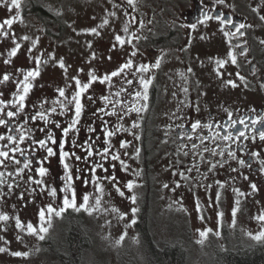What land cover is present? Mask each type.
Instances as JSON below:
<instances>
[{
	"label": "flooded vegetation",
	"instance_id": "1",
	"mask_svg": "<svg viewBox=\"0 0 264 264\" xmlns=\"http://www.w3.org/2000/svg\"><path fill=\"white\" fill-rule=\"evenodd\" d=\"M33 1L35 0H23L21 9L22 17L28 14L32 15L31 4ZM109 1H113L116 5H119L118 10L120 15L125 17L129 28H132L128 33H122L120 35L124 36L125 39L133 33L141 37L139 40H133L132 44L126 43L122 47L124 53L120 56L121 62H124L123 60H127L130 57V59L133 60V67L136 69L140 64H153L155 59L161 55L162 50L164 55L159 68H153L150 72L144 74L146 77L153 76L154 80L149 88V107L147 111L139 114V117H142V119H139L134 112L130 115L123 116V111L120 110L119 105H117L118 115L105 116L102 113H96L95 116L93 115L97 108L104 107V101L101 100L100 97L102 95L111 96L112 93L118 91L121 87L128 89V91L121 93L120 99L129 103L133 101V97L130 94L139 90L138 77L140 73L132 75V73L135 72V70H132L125 75L121 82V86L117 88L109 87L107 84H101L99 81L93 84L92 88H90L89 92L84 96V98H86L91 95L95 101L92 104L94 105L91 110L92 112L86 114L89 117L88 124H79L78 127L80 131L75 133L74 137L73 134H69V140L75 138L80 144L89 139L97 141V138H99L96 142V149L100 150L105 146L103 121H108L107 127L112 130L120 124H123L125 128H130L133 120H139L140 127L132 130L140 136L139 140L134 139L130 133L123 131L118 132L115 136L110 138L112 144L111 152L120 153L121 159L128 165L127 170L120 165L119 161H112L110 157L108 160L102 161L99 156L89 158L88 161L74 160V168L76 169L78 167L81 170V174L84 177H88L90 175L88 168L90 167L89 165H92L93 161L103 163L104 169H107V171L104 169H97L96 174L101 177L114 175L116 177V185L124 191L131 204L133 203L129 197L135 194L137 200L133 206L138 208L137 212H150L149 201L153 198L155 187L154 170L161 162H168L171 165L169 176H171L173 172L178 173L179 171H184L192 167L193 164H196L200 171L196 172L193 170L191 173L185 172V175L189 177L191 175V178L194 177L193 181L195 183L198 182L197 187L199 190L196 189L199 191L198 194H203L206 190V192L210 191L216 193L217 185L215 181L217 180L225 183V187L221 189V191H223L224 196L229 194L231 200L233 198V188H239L242 191L251 190L250 184L252 183L257 185L259 191L264 192V173L259 172V160L264 159V141H260L258 138L255 142L241 139L238 143L232 144V148L237 152V156L244 158L247 164H251L250 168L247 166L241 167L236 161L230 160L224 167L221 168L218 166L213 172L209 173L207 171L208 165L206 161H215L222 158L218 156L211 157L208 153H205V162H201L200 158L194 154V150L191 149V143L196 142L199 144V140L195 139V136L193 141H188L186 138L180 139L178 137V133L181 131H190V124L196 119H200L203 123L208 121H219L221 124L226 123L228 116L225 109L233 113V119H239L245 115H254L250 111L252 108L256 109L255 114L264 113V88L260 87V85L264 83V44L260 43L261 40H264V35L254 33L251 27L244 29L245 36L234 39L233 42L244 46V41H247L246 46L249 49L248 54L246 56H239V49H237L238 64L226 65L225 68L221 70L224 72V76L218 77L215 73L216 66L213 61L217 57L224 58L227 52V44L223 38L222 32L219 30V22L212 20L206 25H197L195 30L180 27L181 24L187 25L196 23L200 16V0H137L135 11L127 5V0ZM35 2L42 8L47 9L42 3ZM205 3L212 9L213 15L223 12L226 17L230 16L235 22L260 26L261 29L264 27V21L260 20V16L264 15V0H225L224 5H214V0H205ZM253 9H256V11H253ZM216 10H219V13H215ZM125 11H127L129 15H125ZM13 14L14 13L11 15ZM34 15L39 20H42L39 14L34 13ZM133 16L136 17L135 23H133L131 19ZM141 20H143L145 24L143 29H141L139 25V21ZM56 27L60 28V25ZM4 30L9 31L10 29L6 27ZM226 30L234 29L230 25ZM44 34V27H42L40 36H44ZM56 36L57 34H55L52 39H56ZM201 37L204 38L202 39ZM191 51L197 52L200 54V56L197 57L203 59V66L201 65L203 69V93L202 90H200L202 84L197 80L198 77L195 75L192 67L193 60L190 55ZM133 52L136 53L135 56L132 55ZM106 57L108 56L105 55L101 62H104ZM210 58L212 59L210 60ZM34 63L35 62L32 61L29 68L35 67ZM253 67L256 69L255 73L252 72ZM189 68L192 69L191 72H188ZM236 72H240L246 80L240 81L235 76ZM16 73L17 74L14 76L12 75L13 79L10 82L0 84V93H3L0 99L5 97L8 99L12 98V93L15 91L16 78L19 77V73L17 71ZM229 73L232 75L229 76ZM176 74H178L180 82L175 80ZM85 78L87 79V77ZM130 78L134 79L131 85L125 82ZM206 79L207 82H205ZM227 79L235 80L238 87L232 88L226 85L224 81ZM84 82H87V80ZM113 83H118V81H113L112 84ZM214 83L229 89L231 91L230 94H218L220 90L215 88ZM245 83L247 87H245ZM33 84L34 87L29 93L26 101L27 111L25 115L28 116L37 110L42 101L35 96L41 94L43 100H48L50 104L51 101L55 100L58 96L57 89L66 87L61 79L58 80L54 88L42 87V83L37 78ZM71 85V89H66L69 95L74 90V83ZM184 87L188 88L187 93L182 91ZM47 91H51V96L48 95ZM173 93H175V95H173ZM112 99L114 100L116 97L112 96ZM47 106L48 105H46V107ZM197 107H199V111L196 110ZM105 110L111 111V106ZM118 116H123V119H119ZM51 118L52 120H59L62 125L66 126L70 114L67 116H60L58 109L57 113L53 114ZM14 119H16L18 123H23L20 117ZM179 124H184L185 128H179ZM33 125L38 129L43 126V121H30L28 126L32 127ZM89 125L96 129L95 133L88 132ZM168 125H172V128L169 129L167 127ZM49 127L52 128L58 139L61 138L62 133L60 129H55L52 125H49ZM241 127L242 126L238 124L236 129L231 130L235 132ZM259 127L260 125H257V128ZM221 131L224 132L227 131V129L221 128ZM165 132L168 133L167 136H165ZM203 132L204 134H208L207 129H204ZM0 134H8L3 126H0ZM35 135L43 138V134L38 130L35 131ZM124 140L130 141L131 143L126 149H121L119 144ZM164 141H167V143ZM3 143H5V141H0V145ZM183 143L188 144V147L185 148L184 151H188L189 156H184L183 152L177 153V148ZM219 143L222 144L223 142ZM205 144L209 148L215 146L211 140L206 141ZM21 147H27V144H22ZM136 148H140L138 158L134 155ZM241 148H243L244 151L241 152ZM65 149L68 151H75L78 155H84V152L80 148L72 146L71 143L66 144ZM195 151H200V149ZM252 151L260 152L261 156L259 158L251 157L249 153ZM124 152H127L128 155L125 156L123 154ZM42 154V151H37L35 154L34 166H38L37 162L40 160ZM16 155L18 159L23 161V157H20L19 154ZM177 161H179V163ZM113 165H115V167H113ZM44 166L49 169L48 176L52 186L62 189L63 182L61 177L63 176V171L60 166L59 156L57 155L49 158L48 161H45ZM232 168H237L238 171L232 172ZM14 169V165H11L8 170L4 167H0V171H5L6 173L14 172ZM75 169L74 175L77 174ZM138 171L140 172L139 176L135 175ZM27 174L35 176L34 172L28 173L26 170V175ZM26 175L19 177L20 180L15 178V175L8 177L7 182L13 183L14 187L10 191L6 185H0V193H2V196L10 195V197H12L14 195L13 190H15V183L19 181V187L23 188L22 193H27L26 198L29 199L33 196V203L39 200L40 188L35 184L26 183ZM205 175L207 179L204 178ZM174 176L176 177V175ZM244 176H248V180H245ZM198 177L201 178L198 179ZM129 180L135 181L137 185L132 191L124 187ZM209 184H211L212 187L207 189L206 186ZM106 185L112 187L111 183H106ZM89 186H91V183L83 184L80 180L75 181L78 202ZM32 188H35L36 191L32 192ZM62 194L63 192H58V197ZM204 197H206V195H204ZM11 199L9 198V201ZM216 206L218 208V204ZM71 211L76 212L72 209ZM219 212L224 211L220 209Z\"/></svg>",
	"mask_w": 264,
	"mask_h": 264
},
{
	"label": "rangeland",
	"instance_id": "2",
	"mask_svg": "<svg viewBox=\"0 0 264 264\" xmlns=\"http://www.w3.org/2000/svg\"><path fill=\"white\" fill-rule=\"evenodd\" d=\"M35 1L42 3L49 12L61 18L64 32L62 34L60 28L52 27L53 33L45 31L44 36H40L44 23L33 12L32 15H24L22 20L14 22L13 27L8 31L10 33L8 37L0 35V79L5 73L14 76L17 74V69H28L31 62L34 61V56H40L42 61H46V63H41V75L37 77L42 83L41 86L53 88L59 79L65 86L71 85L74 83L71 79L73 76H77L84 82L87 80L85 77L88 72L93 70L98 76H103L116 70L130 59L127 57V60L121 62L120 56L124 52L114 40L115 34L124 33L123 28L125 25L128 26L125 17L120 15L118 7L113 6L116 5L115 2L109 0ZM111 12H115L116 15L109 16ZM11 14L6 7L0 5V23L9 18ZM104 18L109 19V24L98 28L99 36L83 31L86 28L97 27ZM251 28L254 33L264 35V27L261 29L260 26L252 25ZM131 29L129 28V31ZM56 31L60 34L56 36V39H52ZM24 36H28L29 39L24 40ZM37 38L38 42L35 47H32V41ZM89 41L92 44L91 48L88 47ZM17 43L21 46L20 50L15 57H9L8 52ZM113 44H116L115 48H113ZM29 48H31V52L28 51ZM92 53H95L94 59ZM105 55L108 57L104 62H101ZM190 55L193 60V70L198 77L197 80L202 84L200 90L203 93V69L201 68L203 59L197 57L200 56L197 52L191 51ZM6 59H10L12 62L5 64ZM60 59L65 62L66 73L59 67ZM132 70L135 68L125 71L129 73ZM122 75L113 77L112 82L118 81V83H113L111 87L121 86L125 77ZM130 79L134 81V79ZM175 80L180 82L178 74H176ZM214 86L220 90L218 94H230L231 92L224 86H218L217 83H214ZM47 93L51 96V91H47ZM35 97L43 100L41 94ZM83 103L85 111L80 124L87 125L89 117L86 114L92 112L94 105L87 100V97L83 99ZM69 163L73 167L74 173V160H70ZM10 166L8 165L6 170ZM60 166L64 174L61 163ZM170 168L171 165L168 162H161L156 166L153 198L149 201L150 212H146L147 227L152 238L158 244L179 241L187 248L188 264H214V255L217 250L256 242L247 233L251 232L254 235L262 227L254 217L259 215L261 209H264L263 191L241 190L246 194L241 197H237L233 192L231 200L230 195L224 196L223 191L217 186L216 190L221 192V199L217 202L216 193L206 192V190L203 194H198V182L195 183L194 177L191 178V175L188 180L182 179L178 175L176 177L173 174L169 176ZM15 178L19 179L16 176ZM50 181L47 175L45 182L52 186ZM18 182L15 183L12 197L0 195V211H6L13 217L19 215L25 223L29 222V218L31 222L38 223L40 207L47 203H53L55 207L60 206L64 193L53 200L47 196L46 192H40V199L36 201L39 204H37L33 203V196L29 199L26 198V192L23 199L21 198L20 194L23 188L19 187ZM105 182L110 183L107 180L103 182L105 191L99 210L94 211L91 215L83 210L77 212L79 223L87 234L86 243L81 251L80 264H124L123 257L125 255L127 258L132 257L143 264L145 256L141 236L136 224L132 223L133 220L136 222L139 212L133 214L131 209L134 206L126 194L120 196L114 187L106 185ZM165 183L169 185L168 188L163 187ZM177 183H179V187H176ZM86 192L94 194V185L91 184ZM9 198L12 199L9 201ZM81 198L82 196L80 200ZM237 199L240 200V204L234 218L232 208L237 206L235 203ZM91 202L94 203V200ZM197 202L200 204L199 210L196 207ZM114 208L119 211H113ZM220 209L224 211L222 212L223 216L217 215L220 213ZM122 213L125 214L123 219L120 218ZM65 223L64 214L62 217H53L52 228L46 234V239L40 242L37 237L15 229L14 220L6 225L4 222H0V229L7 228V231L0 230V236L9 241L5 245L4 241L0 240V246L9 248V252L0 253V264H62L58 254L66 253L68 250L66 242L68 224ZM205 229H212V231L203 238V243H198L201 240L199 232ZM216 232H219L220 235L217 236ZM18 234L23 236L22 241L16 240ZM121 235H124V239L117 244L116 241ZM11 251H28L30 255L28 257H13L10 254Z\"/></svg>",
	"mask_w": 264,
	"mask_h": 264
},
{
	"label": "snow or ice",
	"instance_id": "3",
	"mask_svg": "<svg viewBox=\"0 0 264 264\" xmlns=\"http://www.w3.org/2000/svg\"><path fill=\"white\" fill-rule=\"evenodd\" d=\"M201 9L200 16L197 19L196 23H190L187 25L181 24L180 27H186L192 30L197 28V25H206L209 21L215 20L219 22V30L223 34V38L227 44V52L224 58H215V73L218 77H223L224 72L221 71L225 68L226 65H237L238 64V54L237 49H239V56H246L248 54L249 49L246 44L247 41H244V46L239 43H234V39H239L245 36V32L243 31L246 28L252 27L250 24L246 23H238L233 20L230 16L226 17L223 12H220L217 15L212 14V9L208 7L205 3V0H200ZM23 0H0V5H3L7 8L9 13H14L9 18L3 20L0 23V35L8 37L10 33L5 31L4 29L7 27L11 29L14 25V22L18 20H22L21 9H22ZM225 0H214V5H224ZM127 5L132 8L133 11L136 10L137 0H127ZM114 7H119V5H113ZM256 11V9H253ZM59 15V13H57ZM115 12L109 13V16H115ZM125 15H129L127 11H125ZM132 22H136V17L133 16ZM260 20L264 21V15L260 16ZM109 24V19L104 18L102 23L97 27L86 28L83 31L87 33H91L93 35L99 36L100 32L98 28H103L105 25ZM140 28L143 29L145 27L144 21H139ZM232 26L234 30H226L228 26ZM124 33L129 32V28L127 25L123 28ZM202 39L204 37H201ZM24 40H28V36L23 37ZM115 41L123 47L126 43L132 44L133 40H139L141 37L136 34H131L125 39L124 36L120 34H116L114 37ZM38 42V38L32 41V47H35ZM261 44H264V40L260 41ZM113 48L116 47V44L112 45ZM20 44H15L14 47L8 52L9 57H15L20 50ZM88 47L91 48V41L88 42ZM186 50V49H185ZM31 52V48L28 49ZM133 56L136 55L135 52L132 53ZM163 50L161 51V55L155 59L153 64H140L136 67L135 72L140 73L138 77L139 81V90L131 93L133 97V101L131 103L120 99L121 93L127 92L128 89L121 87L118 91L114 92L110 95H102L100 97L101 100L104 101V107L97 108L93 115L96 113H102L105 116L118 115L117 105L120 106V110L123 111V116L130 115L131 113H136L139 117V114L147 111L149 105V88L153 84L154 77L148 76L146 77L144 74L150 72L153 68H159L161 65V61L163 59ZM92 58H95V53H92ZM35 61V67L28 69H17L16 71L19 73V78H16L15 83V91L12 93V98L8 99L7 97L0 99V126H3L7 130V135L0 134V141H5L2 145H0V167H4L5 169L9 164L15 166L14 172H5L0 171V185H6L7 188L11 191L14 187L13 183H8L7 178L16 176L23 177L26 175V170L28 173H35L34 175L27 174L26 175V183L35 184L41 190V192H46L47 196L53 198L55 200L58 197V192H63V198L60 206L55 207L53 203H47L45 206L40 207L38 210V223L34 224L29 221L27 223L23 222L19 215L10 216L6 211H0V222H4L6 225L11 220H14L15 229H18L21 233H27L30 236L37 237L40 241L46 239V234L49 233V230L52 228L53 217H62L63 214L68 210L72 209L76 212H80L83 210L84 212L89 213L90 215L94 211H98L101 205V201L104 195V181L107 180L111 183L112 187L115 188L116 192L119 193L120 196H124V191L121 190L120 187L116 185V177L112 176H98L96 174L97 169H104V164L99 162H92V166L88 168V172L90 175L88 177H84L81 174V170L77 167L75 169L76 175L73 173V167L70 165V160L75 161H88L89 158H93L95 156H99L100 159L108 160L109 157L112 161H119L120 165L127 170L128 165L126 162L121 159V155L119 152L112 153L111 148L112 144L110 142V138L115 136L118 132H128L130 133L134 139L139 140L140 136L137 135L133 129H138L140 127L139 120H133L130 128H125L123 124H120L115 129L110 130L107 127L108 121H103V137H104V145L100 150L96 149V142L91 139L84 141L82 144L78 143L75 138L69 140V134L78 133L80 131L78 125L81 122V117L85 111V104L83 103V98L86 93L89 92L90 88H92L93 84L97 81L101 84H107L109 87L112 86L113 77L121 76L122 74L126 75L125 70H130L133 68V60L128 59L125 63L121 64L119 68L110 73H106L103 76H98L95 71H89L87 74V82L81 81L77 76H73L71 79L74 81V90L69 95L67 92V88H71L72 85H67L66 87H60L57 89L58 96L55 100L51 101L49 104L48 100H42L37 110L31 114L30 116L25 115L27 111L26 101L28 99L29 93L34 87L33 82L37 77L41 75L40 65L41 63H46V61H42L40 56L33 57ZM110 59V57H109ZM212 58H210L211 60ZM12 61L10 59H6L4 61L5 64H9ZM251 63V62H249ZM59 67L64 69L65 73L67 72V67L63 59L59 60ZM83 71V69H80ZM192 69L189 68L188 72H191ZM256 69L253 67L252 72L255 73ZM229 76L232 74L229 73ZM235 76L240 81H245L246 78L240 74V72H236ZM13 79L12 75L9 73H5L0 79V84H5L6 82H10ZM127 84L131 85L133 80L128 79L125 81ZM224 83L232 88L238 87L237 83L233 79H227ZM245 87L247 84L245 83ZM261 88H264V83L260 85ZM182 91L187 93L188 88H182ZM3 93H0L2 96ZM175 95V93H173ZM112 96L116 97V99H112ZM87 100L90 103H94V99L91 95L87 96ZM46 105H48L46 107ZM111 106V111H106L105 109ZM59 109L60 116H67L70 114V118L65 125H62L59 120H52V115L57 113ZM199 111V107L196 109ZM251 113L254 115L242 116L239 119H233V113L225 109L227 112L228 120L226 123L221 124L219 121H208L203 123L200 119H196L194 122L190 124V131H181L178 133V137L180 139H187L188 141H193L194 136L195 139L199 140V144L196 142L191 143V149L194 150V154L200 158L201 162H205L204 154L208 153L211 157H220L222 159L207 160L206 163L208 165L207 171L209 173L213 172L218 166L224 167L225 164H228L230 160L236 161L241 167H251V164H247L244 158H240L237 156V152L233 150L232 144H236L241 139L243 140H251L255 142L257 138L260 141H264V113L255 114L256 109L252 108ZM123 116H118L119 119H123ZM20 117L23 120V123H18L16 121L17 118ZM102 119V117H101ZM142 119V117H139ZM30 121H43V126L36 129L35 125L29 127ZM241 125L242 127L237 131H232L231 129H236L237 125ZM49 125L54 126L55 129H60L62 136L61 138H57L55 132ZM257 125H260L257 128ZM169 129L172 128V125L167 126ZM179 128L184 129V124H179ZM221 128L227 129V131L222 132ZM207 129L208 134H204L203 130ZM39 131L43 134V138L36 136L35 131ZM96 129L89 125L88 132L95 133ZM250 133V135H249ZM168 133L165 132V136ZM211 140L215 146L209 148L205 142ZM167 143V141H164ZM219 142H223L222 144ZM231 142V143H229ZM71 143L72 146L76 148H80L84 155H78L75 151H68L65 149L66 144ZM130 141H121L119 147L121 149H126L130 145ZM22 144H27V147H21ZM188 147V144L183 143L177 148V153L183 152L184 156H189L188 151H184L185 148ZM200 149V151H195ZM30 150V151H29ZM37 151H42V155L40 160L37 162L38 166H34L35 154ZM240 151H244L243 148ZM19 154L20 157H23V161L17 158ZM125 156L128 155L127 152L123 153ZM140 154V148L135 149L134 155L138 158ZM59 156V162L63 166L64 174L61 177L63 182V188L59 189L58 187L51 186L45 182V178L49 173V169L44 166L45 161H48L49 158ZM251 157L259 158L261 153L258 151H252L249 153ZM226 157V158H225ZM179 163V161H177ZM259 172L264 173V159L259 160ZM22 165V166H21ZM115 167V165H113ZM107 171V169H104ZM193 170L199 172L200 169L196 164H193L192 167L187 168L184 171L173 172V175H179L182 179L188 180L190 177L185 175V172L191 173ZM232 172H237V168H232ZM135 175L139 176L140 172H136ZM38 177V178H37ZM207 179V176L204 177ZM245 180H248V176H244ZM80 180L83 184H93L94 185V194L84 192L81 200L78 202L77 197V189L75 187V181ZM218 188L223 189L225 187V183L219 180L215 181ZM179 183L176 184V187H179ZM129 191H132L135 187H137L135 181L129 180L125 185ZM164 188H168L169 185L165 183L163 185ZM212 187L211 184L207 185L206 188L210 189ZM250 188L252 192L258 191L257 185L255 183L250 184ZM32 192H35L36 189L32 188ZM232 191L237 195V197L245 196L246 194L242 192L239 188H233ZM2 195V193H0ZM21 198L23 199L24 193H21ZM129 199L133 204L136 203L137 196L135 194L131 195ZM221 199V192H216V201L219 202ZM94 200V203L91 201ZM236 207L232 208V216L235 218L238 210L240 200H236ZM197 210L200 209V204L197 202ZM113 211H119L118 209H112ZM132 213L135 214L138 211V208L133 207L131 209ZM125 214H121L120 218L123 219ZM218 216H223V213L220 212L217 214ZM203 219V216H201ZM255 220L259 221L262 225L261 229L253 233H247L254 241L264 244V209H261L259 215L254 217ZM235 223V220L233 221ZM135 223V220L132 221ZM0 230L7 231V228L4 227ZM212 229H205L199 232L201 240L198 243H203V238L207 237L208 233H210ZM216 235L219 236L220 233L216 232ZM124 235H121L119 239L116 241L117 244L123 241ZM0 240L4 241V244L7 245L9 241L5 240L3 236H0ZM17 241H22L23 236L17 235ZM39 251V249H36ZM9 252V248L5 246H0V253ZM11 256L13 257H28L30 253L28 251H11Z\"/></svg>",
	"mask_w": 264,
	"mask_h": 264
},
{
	"label": "trees",
	"instance_id": "4",
	"mask_svg": "<svg viewBox=\"0 0 264 264\" xmlns=\"http://www.w3.org/2000/svg\"><path fill=\"white\" fill-rule=\"evenodd\" d=\"M31 12L41 16L44 23V31L53 33L52 27L60 25L61 33L64 30L63 21L47 9L42 8L35 1L31 4ZM61 24L62 27H61ZM55 34H60L55 32ZM68 224L66 231L67 252L59 253L62 264H80V257L83 245L86 243L87 234L79 223L78 213L68 209L64 213ZM146 212H139L135 222L139 229L143 249V264H188V253L186 246L179 242H166L158 244L151 236L147 227ZM124 264H142L132 257H123ZM214 264H264V244L255 242L247 245H237L235 247L217 250L214 255Z\"/></svg>",
	"mask_w": 264,
	"mask_h": 264
},
{
	"label": "water",
	"instance_id": "5",
	"mask_svg": "<svg viewBox=\"0 0 264 264\" xmlns=\"http://www.w3.org/2000/svg\"><path fill=\"white\" fill-rule=\"evenodd\" d=\"M215 13H219V10H216V12Z\"/></svg>",
	"mask_w": 264,
	"mask_h": 264
}]
</instances>
